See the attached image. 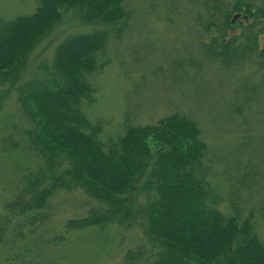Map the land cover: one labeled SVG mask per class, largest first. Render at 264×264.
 <instances>
[{
	"label": "rangeland",
	"instance_id": "1",
	"mask_svg": "<svg viewBox=\"0 0 264 264\" xmlns=\"http://www.w3.org/2000/svg\"><path fill=\"white\" fill-rule=\"evenodd\" d=\"M122 2L129 20L107 31L81 22L76 12L63 13L61 22L30 55L16 87L41 80L40 73L50 69L62 42L78 35L105 34L99 53L102 63L85 78L95 91L94 101L81 107L87 121L100 129L98 140L108 151L128 128L153 126L172 115L194 122L206 147L203 172L210 184L208 204L217 205L227 217L249 220L264 243V17L252 20L244 13L245 7L251 14L264 10V0H239V13L234 11L236 0ZM35 9V0H0L4 20L31 15ZM236 14L247 16L248 24L238 21L232 26ZM226 15H231V29L225 30ZM211 33L217 39H211ZM220 38L239 53L224 54ZM254 45L255 52L240 54ZM28 128L15 90L0 88V211L11 183L41 165L22 143L20 136ZM5 140L17 143L19 149L4 153L3 147L9 148ZM139 189L134 191L135 219L129 228L116 222L72 235L64 234L63 224L84 217L97 205L80 192L54 197L47 211L51 221L37 235L61 236L64 242L46 246L41 241L42 261L122 264L126 253L139 251L143 260L152 262L153 250L142 231L143 212L151 197ZM10 247L0 245V264L11 255Z\"/></svg>",
	"mask_w": 264,
	"mask_h": 264
},
{
	"label": "trees",
	"instance_id": "2",
	"mask_svg": "<svg viewBox=\"0 0 264 264\" xmlns=\"http://www.w3.org/2000/svg\"><path fill=\"white\" fill-rule=\"evenodd\" d=\"M35 2L31 15L0 18V88L15 90L19 112L29 124L20 136L22 143L41 163L11 183L2 204L0 245L7 243L13 249L5 264H51L42 261L39 243L59 245L64 238L47 239L37 233L51 221L47 211L57 195L80 192L97 205L84 217L63 224L64 234L72 235L116 222L129 228L135 219L138 186L151 197L142 231L153 261L143 260L137 251L126 253L122 264H264V243L252 223L227 217L217 205L208 204L206 147L194 122L172 115L153 126L128 128L108 151L98 140L100 129L87 121L81 107L94 101L95 91L85 78L102 63L99 53L105 34L78 35L62 42L50 69L41 71V80L16 87L30 55L61 22L63 13L76 12L81 22L103 31L129 20L122 0ZM235 5L239 13V0ZM249 11L244 8L252 20L264 17V10ZM230 18L224 17L225 30L231 29ZM218 43L224 54L232 51L230 41L220 38ZM244 50L240 54L253 53L255 45ZM6 141L9 148L3 147L4 153L19 149L17 143Z\"/></svg>",
	"mask_w": 264,
	"mask_h": 264
},
{
	"label": "flooded vegetation",
	"instance_id": "3",
	"mask_svg": "<svg viewBox=\"0 0 264 264\" xmlns=\"http://www.w3.org/2000/svg\"><path fill=\"white\" fill-rule=\"evenodd\" d=\"M243 17H244V16L241 15V18H243ZM241 18H240V20H241ZM240 20H239V21H240ZM240 24L243 25L242 22H240ZM247 24H248V22L245 23V25H247Z\"/></svg>",
	"mask_w": 264,
	"mask_h": 264
},
{
	"label": "water",
	"instance_id": "4",
	"mask_svg": "<svg viewBox=\"0 0 264 264\" xmlns=\"http://www.w3.org/2000/svg\"><path fill=\"white\" fill-rule=\"evenodd\" d=\"M236 19H237V16L233 18V22H234ZM244 19H246V18H244Z\"/></svg>",
	"mask_w": 264,
	"mask_h": 264
}]
</instances>
